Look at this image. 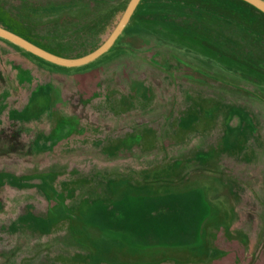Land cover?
<instances>
[{
	"label": "rangeland",
	"instance_id": "obj_1",
	"mask_svg": "<svg viewBox=\"0 0 264 264\" xmlns=\"http://www.w3.org/2000/svg\"><path fill=\"white\" fill-rule=\"evenodd\" d=\"M128 2L0 0V24L79 58L120 17L93 39L75 21ZM247 5L144 0L76 68L0 38V264H264V15Z\"/></svg>",
	"mask_w": 264,
	"mask_h": 264
},
{
	"label": "water",
	"instance_id": "obj_2",
	"mask_svg": "<svg viewBox=\"0 0 264 264\" xmlns=\"http://www.w3.org/2000/svg\"><path fill=\"white\" fill-rule=\"evenodd\" d=\"M141 0H129L125 12H123L121 18L117 22L114 29L111 31L110 35L107 39L97 48L96 50L92 51L91 53L79 57V58H65L53 53H50L44 49H40V47L34 45L33 43L27 41L26 39L14 34L6 30L5 28L0 26V38L12 43L13 45L21 48L22 50L28 52L29 54L47 62L52 65L60 66L63 68H76L80 66H85L102 55H104L110 48L113 46L115 41L118 37L122 34L123 30L127 26L128 22L130 21L133 13L135 12L138 4ZM246 4L252 6L257 11L261 12L264 15V1L263 0H241Z\"/></svg>",
	"mask_w": 264,
	"mask_h": 264
},
{
	"label": "trees",
	"instance_id": "obj_3",
	"mask_svg": "<svg viewBox=\"0 0 264 264\" xmlns=\"http://www.w3.org/2000/svg\"><path fill=\"white\" fill-rule=\"evenodd\" d=\"M144 0H141L140 3L138 4L135 12L133 13L131 19H130V22L132 21V19H134L136 17V14L138 12V10L142 7V3H143ZM239 2L247 5L246 3L242 2L241 0H238ZM249 6V5H247ZM250 7V6H249ZM253 8V7H251ZM254 9V8H253ZM125 10V7H118V6H115V7H111V8H106V9H103L102 11H99L100 13H97L96 15H94V17L90 16L88 18L85 17V15H83L80 19L78 18L75 22H81L79 26L75 27V31L73 32H76L75 35H84V36H89V37H92L93 38H96L97 36L103 34L106 30H108V28L114 24V22L118 19V17L121 18L123 12ZM256 10V9H255ZM260 13V12H259ZM121 15V16H120ZM117 24V23H116ZM1 27L5 28L6 30L10 31V32H13L14 34L26 39L27 41L33 43L34 45L40 47V49H44L50 53H53L55 55H58V56H61V57H65V58H68L66 55H63L61 53H57V52H53L52 50H49L45 47H43L42 45L40 46L39 43L27 38L26 36H24L22 34V32L18 31L17 29H15L14 27H11V26H7L5 24H0ZM116 26V25H115ZM127 30V27L125 28V30H123V33ZM99 48V47H97ZM96 48V49H97ZM95 49V50H96ZM94 51V50H93ZM91 53V52H90ZM29 56L33 57L34 59L42 62V63H46L44 62L43 60L29 54ZM48 64V63H47ZM24 72H27V71H24ZM17 74L19 75L18 77H20V71L18 70L17 71ZM25 76V75H24ZM25 78H29V75H27ZM39 88V86L37 87H34L33 89H37ZM32 89V90H33Z\"/></svg>",
	"mask_w": 264,
	"mask_h": 264
}]
</instances>
